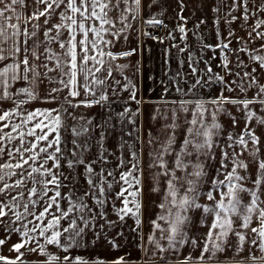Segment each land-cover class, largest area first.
Here are the masks:
<instances>
[{
    "label": "snow or ice",
    "instance_id": "1",
    "mask_svg": "<svg viewBox=\"0 0 264 264\" xmlns=\"http://www.w3.org/2000/svg\"><path fill=\"white\" fill-rule=\"evenodd\" d=\"M176 3L0 0V264H264V0Z\"/></svg>",
    "mask_w": 264,
    "mask_h": 264
},
{
    "label": "crops",
    "instance_id": "2",
    "mask_svg": "<svg viewBox=\"0 0 264 264\" xmlns=\"http://www.w3.org/2000/svg\"><path fill=\"white\" fill-rule=\"evenodd\" d=\"M185 3L188 5V7L185 9L184 15L189 18L188 27L191 29L193 27V24L199 18H203L205 16V13L195 10V6L198 4V0H185ZM162 6L167 8L166 15L162 17L164 19L165 24L168 25V28L165 29L167 34L168 30L172 29L175 25V16L176 13L179 11V8L177 6L176 0H162ZM193 11H195V15H193ZM207 16L209 17L208 27L205 28L203 25L201 26V31L205 33H207L211 29V13H207ZM176 36L177 39L175 41H170L166 39V41H164V43L162 44L155 40H149L144 37H141V50L138 51L136 55L129 57L128 61H121V63L131 62L133 65H135L137 61L140 62L142 72L141 79L143 83L144 94L146 97H151L155 99L159 95V81L165 78V72L168 70V65L165 63V61L169 59L166 53L167 49H170L171 51L170 64L172 71L174 72L177 68V52L175 48H171V45L173 43H180L179 33H176ZM188 39L191 43L193 40L191 32L189 33ZM130 46H137V44L135 43V37H133V43ZM129 74H131V70ZM149 77H154L155 83L153 80L149 79ZM152 87H155V91L149 92V89ZM145 107L147 108L148 106ZM139 119L143 122L146 129L149 127H156L155 122L150 120V114L148 111H146L144 115ZM152 207L153 205L150 204L149 210H151ZM125 252H131L132 258H137L139 256V252L133 247L124 249L121 252H111L108 249L101 247L96 250L95 254L99 255L102 258L110 259L117 255H123ZM12 255L15 254L13 253ZM225 264H228V262L226 261Z\"/></svg>",
    "mask_w": 264,
    "mask_h": 264
},
{
    "label": "built area",
    "instance_id": "3",
    "mask_svg": "<svg viewBox=\"0 0 264 264\" xmlns=\"http://www.w3.org/2000/svg\"><path fill=\"white\" fill-rule=\"evenodd\" d=\"M147 30L148 31H152L157 36H166V30L164 28H161L159 30L150 28V29H147Z\"/></svg>",
    "mask_w": 264,
    "mask_h": 264
}]
</instances>
